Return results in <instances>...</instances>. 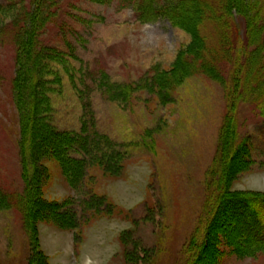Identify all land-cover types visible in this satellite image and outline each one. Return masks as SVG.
<instances>
[{
  "label": "rangeland",
  "instance_id": "rangeland-1",
  "mask_svg": "<svg viewBox=\"0 0 264 264\" xmlns=\"http://www.w3.org/2000/svg\"><path fill=\"white\" fill-rule=\"evenodd\" d=\"M12 1L0 8V264H29L34 238L42 264H178L228 128L247 153L231 162L228 191L264 197V0H207L197 50L167 19L137 20L134 3ZM30 18L39 47L26 55ZM182 52L195 59L179 80ZM29 55L51 78L41 98L28 96L34 82L23 88ZM156 72L164 90H150ZM33 105L45 121L31 131ZM94 131L105 140L90 142ZM224 205L192 263L264 264L252 247L236 253L248 254Z\"/></svg>",
  "mask_w": 264,
  "mask_h": 264
},
{
  "label": "trees",
  "instance_id": "trees-1",
  "mask_svg": "<svg viewBox=\"0 0 264 264\" xmlns=\"http://www.w3.org/2000/svg\"><path fill=\"white\" fill-rule=\"evenodd\" d=\"M8 1H12V0H0V8L7 5ZM87 1L102 5L111 4L114 1H117L122 5L124 4L133 5L134 3L136 8L135 15L137 17V20L141 22L152 23V22H157L161 19H167L168 21L171 22L173 26H177L191 35L192 40L190 43V47L192 50L194 49L197 50L198 47L200 46L199 39L205 37L204 31L200 30L199 26L197 25V21L198 19L203 18L202 15L204 16L205 6L209 4L207 0H87ZM13 3H14L13 1L9 2L8 6L13 5ZM36 6L38 7L41 6V0L36 1ZM242 9L244 10L245 8L243 7ZM239 17L243 18V16L241 15L234 16L235 19L234 22H236L237 19H239ZM252 21L253 20L251 18L248 19L249 24L252 23ZM29 22L30 23L27 24L28 25L27 27L28 33L26 36L27 38L25 39V42H23V46H21V50H23V52L25 51L26 55H28L30 51H35L36 48L38 49L39 47V44L37 45L38 42L35 38V32H34L36 30V22L31 18L29 19ZM262 22H264V19ZM232 26H233V22H232ZM244 32L246 31L244 30ZM37 39L41 40L38 37V34H37ZM43 49L44 50L46 49L45 53H48V55L56 54L57 57L61 56V53L57 51V48H55V46L46 45L45 47L44 45ZM238 50H244V47L239 46ZM184 54L185 53L182 52L177 55L175 61L176 64L172 71V74L175 75V77L179 80L182 78V76L185 77L187 76L186 75L187 73L189 74L191 72V71L189 72L190 70L189 68H191V65H189L188 62H190V60L195 59V56H193L194 58L192 57L189 59V57L187 55L185 56ZM32 57H33L32 55H29V59L31 60L29 61L27 60V62H25L24 64L18 63L21 72L24 70L23 77L25 81L23 82V88L24 91H26L28 86L30 88L32 82H34V86L31 87L33 88L34 92H32V94L28 92V96L29 97L38 96L41 98V93H43L41 87L44 83H49L51 78L50 76H46V77L44 76L45 69L42 67L43 64L40 63L41 59H38L39 61L38 60L35 61V59H33ZM26 66L27 67L31 66L30 68L31 70L28 71V68H26ZM165 80L167 79L164 75H160L158 72H156V74L150 77V86H151L150 90L156 88H161L162 90H164L166 87ZM115 86L117 87L119 85L116 84ZM119 89L121 88H118V90ZM111 90L113 89L111 88ZM111 90H107V91L105 90V93H111ZM165 91L167 94L169 93L167 90ZM172 95L173 94H171V96ZM171 96L170 95L167 97L161 96L162 103L167 104L168 102L169 103L172 102L173 100ZM32 101L34 102L33 99ZM47 109L48 107L45 109V111ZM29 113H32L31 115L32 121L29 122V128H31L32 131L33 128L35 129V127H33L35 126V122L43 123L44 119H38V117L40 118L43 115V111L37 108V106L33 105L31 106ZM91 120L93 121L94 124L93 117L91 118ZM39 123H38V127H39ZM225 129L227 128L225 127ZM228 130L229 128L226 131L221 132L222 134L221 143L218 148L216 164H214L212 167V171L208 176V182L205 187L206 198L203 203L204 204L203 212L201 213L202 215L199 219L198 225L196 226L194 234L185 245V248L183 250L185 253V257L183 256V258L179 260L178 264H191L192 262L194 263L195 255H199L201 249L199 242L196 241L200 239L199 241L200 243L202 242L203 244L202 246H206L207 245L206 243L209 241L207 237L209 234V226L207 225L208 215L214 212L215 209L217 210L221 208L222 205H224V203L226 202L228 203L227 206L230 209V213H231V220L229 221V225L232 236L230 237L233 238V240L237 239L236 242L237 245L238 244L243 245V247L247 249V252L249 247H252L255 250V251L253 250L254 253L256 251L264 252V197L232 194L228 191L227 188V181L229 180L226 174L230 173V170L232 168L231 162L234 163V160H236L235 158L237 157V152L239 156H242L244 153L243 149L240 148L239 146L241 144L237 143V139L233 137L232 134L233 131L231 132L230 130L229 131ZM97 137H100L99 139L102 138L103 140H105L106 138L105 136L103 137L99 135L95 131L91 134H88V140L90 138H97ZM244 155L246 156L247 153L246 154L244 153ZM118 156L123 157L120 155ZM37 196L39 198L41 197L40 191H38ZM34 199L40 201L38 198H34ZM31 238H32V234H31ZM30 244L34 248L35 246L37 247L35 249V253L37 255L36 254L31 255L30 257L31 262L29 264H42L40 261L43 255L42 252H39L36 239L35 238L34 240L31 239ZM235 251L240 256L250 255L249 252L248 254L245 255L242 254L239 250H235Z\"/></svg>",
  "mask_w": 264,
  "mask_h": 264
}]
</instances>
